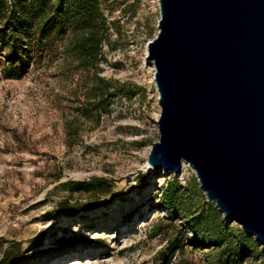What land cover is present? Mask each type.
I'll list each match as a JSON object with an SVG mask.
<instances>
[{
    "label": "rangeland",
    "instance_id": "1",
    "mask_svg": "<svg viewBox=\"0 0 264 264\" xmlns=\"http://www.w3.org/2000/svg\"><path fill=\"white\" fill-rule=\"evenodd\" d=\"M98 1L110 26L101 74L124 85L99 120L84 113L92 72L67 65L61 42L19 77L8 76L0 46V264H264L255 237L238 255L198 242L189 223L208 199L189 162L181 171L149 168L162 112L149 58L159 0ZM95 176L111 191L73 192L61 184ZM175 178L182 193L173 210L161 196ZM65 198L81 212L58 211ZM179 241L183 249L171 248Z\"/></svg>",
    "mask_w": 264,
    "mask_h": 264
},
{
    "label": "water",
    "instance_id": "2",
    "mask_svg": "<svg viewBox=\"0 0 264 264\" xmlns=\"http://www.w3.org/2000/svg\"><path fill=\"white\" fill-rule=\"evenodd\" d=\"M162 112L148 162L187 161L208 201L264 245V0H159Z\"/></svg>",
    "mask_w": 264,
    "mask_h": 264
},
{
    "label": "trees",
    "instance_id": "3",
    "mask_svg": "<svg viewBox=\"0 0 264 264\" xmlns=\"http://www.w3.org/2000/svg\"><path fill=\"white\" fill-rule=\"evenodd\" d=\"M107 17L98 0H0V46L8 52L9 77H19L28 72L31 61L51 56L63 44L67 65L76 70L92 72L84 87V113H96L98 119L109 113L113 91L123 90V84L101 74V57L109 40ZM72 125L69 134H73ZM70 191L110 192L112 187L104 177L89 180H68L61 183ZM182 185L179 179L171 180L161 196V202L170 209L178 208ZM203 199L206 195L201 193ZM82 205L61 200L58 211L65 215H77ZM199 234V243L213 242L222 251L238 255L246 249L249 237L244 230H236L223 217V213L211 201H205L200 213L189 223ZM197 244V243H196ZM173 247L183 249L182 242ZM185 260L181 259L180 263Z\"/></svg>",
    "mask_w": 264,
    "mask_h": 264
},
{
    "label": "bare ground",
    "instance_id": "4",
    "mask_svg": "<svg viewBox=\"0 0 264 264\" xmlns=\"http://www.w3.org/2000/svg\"><path fill=\"white\" fill-rule=\"evenodd\" d=\"M149 168L153 169V167H151V165L149 164ZM76 258H73L72 260H70V262H68L69 264H73V263H76ZM67 264V263H66Z\"/></svg>",
    "mask_w": 264,
    "mask_h": 264
}]
</instances>
